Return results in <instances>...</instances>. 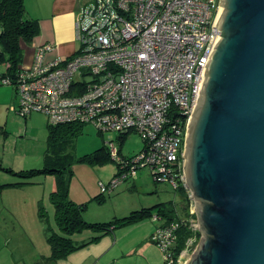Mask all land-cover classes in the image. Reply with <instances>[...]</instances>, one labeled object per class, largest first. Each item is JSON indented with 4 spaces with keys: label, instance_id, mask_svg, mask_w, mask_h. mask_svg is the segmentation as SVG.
<instances>
[{
    "label": "built area",
    "instance_id": "obj_1",
    "mask_svg": "<svg viewBox=\"0 0 264 264\" xmlns=\"http://www.w3.org/2000/svg\"><path fill=\"white\" fill-rule=\"evenodd\" d=\"M221 9L220 0H91L75 22L77 52L45 61L54 46L41 44L31 66L1 80L14 85V107L24 117L40 111L52 125L90 122L117 131L121 141L131 131L143 136L144 148L123 159L113 185L148 167L155 180L182 190L188 214L160 224L152 235L173 261L176 230L188 224L194 235L175 264L187 262L200 238L183 154L206 63L220 37L215 24ZM109 143L114 157L119 149ZM100 185L101 193L109 189Z\"/></svg>",
    "mask_w": 264,
    "mask_h": 264
},
{
    "label": "rangeland",
    "instance_id": "obj_2",
    "mask_svg": "<svg viewBox=\"0 0 264 264\" xmlns=\"http://www.w3.org/2000/svg\"><path fill=\"white\" fill-rule=\"evenodd\" d=\"M76 44L80 45L78 39ZM6 69L7 63L1 62L0 73ZM2 78L0 264H39L51 255L53 239L60 235H71L78 244L102 234L93 227L70 232L80 220L110 222L111 226L98 239L59 256L56 264H162L164 252L152 234L164 218L154 217L158 206L150 214L141 203L160 196L167 210L174 207V199L180 209L185 201L182 190L155 180L148 167L113 185L121 176L123 159L144 148L143 136L131 131L121 141L117 131L102 130L90 122L71 129L53 125L51 132L45 113L35 111L24 117L15 109V87L2 83ZM73 128L78 129L72 132ZM111 141L119 149L115 158L108 148ZM101 183L109 186L105 193H101ZM143 209L147 211L140 212ZM65 216V222H59Z\"/></svg>",
    "mask_w": 264,
    "mask_h": 264
},
{
    "label": "water",
    "instance_id": "obj_3",
    "mask_svg": "<svg viewBox=\"0 0 264 264\" xmlns=\"http://www.w3.org/2000/svg\"><path fill=\"white\" fill-rule=\"evenodd\" d=\"M184 150L200 238L185 264H264V0H220Z\"/></svg>",
    "mask_w": 264,
    "mask_h": 264
},
{
    "label": "trees",
    "instance_id": "obj_4",
    "mask_svg": "<svg viewBox=\"0 0 264 264\" xmlns=\"http://www.w3.org/2000/svg\"><path fill=\"white\" fill-rule=\"evenodd\" d=\"M0 26H1L0 63L1 62L7 63L6 71L0 73V76L9 75L14 78V75L17 72H19L21 68L20 65L23 60V49L21 47V42L33 41L36 38L39 31V23L38 20L33 18L27 11L25 0H0ZM50 125L52 132L55 128H53L52 124ZM63 125L68 127V129H71L72 125H76V124L66 123V124H59L54 126L60 127ZM77 129L78 128H73L71 131L75 132L77 131ZM124 138L125 137H122V139ZM44 170L54 171L56 169H50V168L30 169V171H44ZM96 198L100 199L101 196L98 195L96 196ZM184 199L185 201L182 202V207L180 209L174 205V207H169L167 210V206L165 205V202H160L154 205V206H158L157 213L160 214L162 218H164V222H163L164 224L175 219L186 217V215L188 214V200L186 196H184ZM171 202H167V203H171ZM154 206L148 207L147 210L150 212V214H151V208H153ZM147 210L143 209L140 212H146ZM134 216L137 215L134 214ZM66 219H67L66 216L63 219L62 217L58 218L59 222L61 223L65 222ZM109 226H111L110 222L91 223V222H86L84 220H80V225L74 228L70 227L69 231L72 232L79 229L81 231L83 230L81 228L93 227L94 230L101 231V233L104 234L107 232V230H109ZM193 235L194 232L189 228L188 224H182L176 230V244L173 252L174 260L172 261L170 260V258H167L164 255L163 264H175L180 252L182 251V249L186 247L187 240ZM99 236H96L91 240H96L99 238ZM58 237L59 238L53 239L54 247H52L53 251L51 252V255L44 257L42 259V263L39 264H56L59 256L69 253V251L71 252L73 249H77L87 244L89 241H91V240H88L86 242L80 241L77 244L74 242L71 235L70 236L60 235Z\"/></svg>",
    "mask_w": 264,
    "mask_h": 264
},
{
    "label": "crops",
    "instance_id": "obj_5",
    "mask_svg": "<svg viewBox=\"0 0 264 264\" xmlns=\"http://www.w3.org/2000/svg\"><path fill=\"white\" fill-rule=\"evenodd\" d=\"M90 1L25 0L27 11L33 18L38 20L39 31L32 45L21 42L23 60L20 67L27 68L31 66L36 47L44 43H50L54 46L53 50L45 53V61H51L55 57H64L66 52V57H70L77 52L80 45L76 44L78 37L75 22L81 6ZM15 95L17 97V94ZM159 197L151 202L141 203V205L143 204L142 207H152L157 203L163 202L164 200H159ZM173 201L175 206H178L177 201L175 199Z\"/></svg>",
    "mask_w": 264,
    "mask_h": 264
}]
</instances>
